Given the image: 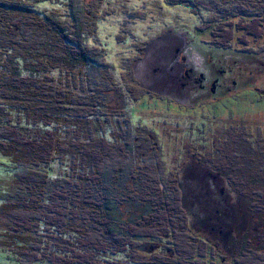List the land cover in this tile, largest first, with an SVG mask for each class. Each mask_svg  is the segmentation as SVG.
Returning <instances> with one entry per match:
<instances>
[{
	"label": "trees",
	"instance_id": "1",
	"mask_svg": "<svg viewBox=\"0 0 264 264\" xmlns=\"http://www.w3.org/2000/svg\"><path fill=\"white\" fill-rule=\"evenodd\" d=\"M101 1L0 0V177H13L0 183V264H264V131L226 125L198 163L165 173L158 138L119 96L174 98L133 73L147 40L126 42L114 71ZM162 1L188 7L217 47L264 26V0Z\"/></svg>",
	"mask_w": 264,
	"mask_h": 264
},
{
	"label": "rangeland",
	"instance_id": "2",
	"mask_svg": "<svg viewBox=\"0 0 264 264\" xmlns=\"http://www.w3.org/2000/svg\"><path fill=\"white\" fill-rule=\"evenodd\" d=\"M100 7L108 13L99 18L97 32L106 45L108 62L115 65L114 71L125 55L121 51L126 42L135 45L147 40V47L132 66L133 73L157 95L166 93L174 98L170 102L161 96H144L131 105L125 87V94L119 96L127 104L133 124L149 128L158 138L160 146L156 147L165 173L186 160L198 163L195 153L211 147L210 142L218 140V131L226 125L245 124L252 129V136L259 129L264 131V26H255L256 21L251 19L248 27L253 33H247V28L239 30L230 46L217 47L205 42L204 34L192 30L198 18L184 5L168 6L162 0H112L107 4V0H102ZM138 9L145 16L138 17L142 15L136 13ZM208 14L203 13V17ZM167 27L174 30L161 34ZM119 33L121 39L117 38ZM189 68L191 77L180 92L173 84L183 81ZM201 73L207 88L215 83L213 94L200 92L197 77ZM111 96L115 98L111 103L116 106L118 95ZM196 165L199 169L205 167ZM12 178L1 176L0 183L9 189ZM0 222H4L1 215Z\"/></svg>",
	"mask_w": 264,
	"mask_h": 264
},
{
	"label": "flooded vegetation",
	"instance_id": "3",
	"mask_svg": "<svg viewBox=\"0 0 264 264\" xmlns=\"http://www.w3.org/2000/svg\"><path fill=\"white\" fill-rule=\"evenodd\" d=\"M223 72H224V71H222L221 73H223ZM184 164H185V163H184ZM184 164H183V165H184Z\"/></svg>",
	"mask_w": 264,
	"mask_h": 264
}]
</instances>
